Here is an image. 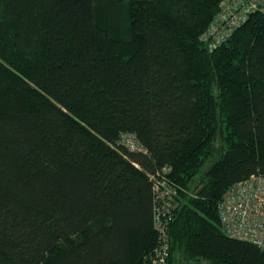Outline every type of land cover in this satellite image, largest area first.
I'll use <instances>...</instances> for the list:
<instances>
[{"label": "trees", "instance_id": "16d2710c", "mask_svg": "<svg viewBox=\"0 0 264 264\" xmlns=\"http://www.w3.org/2000/svg\"><path fill=\"white\" fill-rule=\"evenodd\" d=\"M227 1L0 0V264H264L219 214L264 175V11L215 44Z\"/></svg>", "mask_w": 264, "mask_h": 264}, {"label": "built area", "instance_id": "2783aa9c", "mask_svg": "<svg viewBox=\"0 0 264 264\" xmlns=\"http://www.w3.org/2000/svg\"><path fill=\"white\" fill-rule=\"evenodd\" d=\"M264 11V0H229L223 4L221 25L215 32V44L227 37L233 29L247 21L256 11ZM125 141L131 150H136L138 144L133 136H126ZM157 201L176 205L172 200L176 190L167 188L164 181L155 185ZM166 206L159 209L158 214L166 216ZM219 214L224 230L231 236L251 241L264 249V175L253 174L246 180L232 184L219 203ZM159 218V216H158ZM157 251L161 260L153 258V264H165L163 250Z\"/></svg>", "mask_w": 264, "mask_h": 264}, {"label": "rangeland", "instance_id": "374dc122", "mask_svg": "<svg viewBox=\"0 0 264 264\" xmlns=\"http://www.w3.org/2000/svg\"><path fill=\"white\" fill-rule=\"evenodd\" d=\"M138 144V143H137ZM138 147H139V144H138Z\"/></svg>", "mask_w": 264, "mask_h": 264}]
</instances>
